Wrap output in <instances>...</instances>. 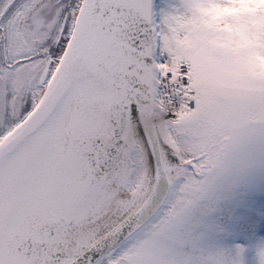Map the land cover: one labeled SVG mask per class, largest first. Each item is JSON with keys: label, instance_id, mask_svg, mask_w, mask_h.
I'll use <instances>...</instances> for the list:
<instances>
[{"label": "snow or ice", "instance_id": "obj_1", "mask_svg": "<svg viewBox=\"0 0 264 264\" xmlns=\"http://www.w3.org/2000/svg\"><path fill=\"white\" fill-rule=\"evenodd\" d=\"M257 58L264 0H0V264H264Z\"/></svg>", "mask_w": 264, "mask_h": 264}, {"label": "rangeland", "instance_id": "obj_2", "mask_svg": "<svg viewBox=\"0 0 264 264\" xmlns=\"http://www.w3.org/2000/svg\"><path fill=\"white\" fill-rule=\"evenodd\" d=\"M247 4L244 5L243 8L240 9V11L247 10ZM257 64L259 66L260 72L256 73L252 68H249L246 75L252 78L264 77V61H259L257 58ZM246 85L243 82V76H239L236 78L230 79V81L224 86V89L226 92L232 93L235 92L241 88H244Z\"/></svg>", "mask_w": 264, "mask_h": 264}]
</instances>
